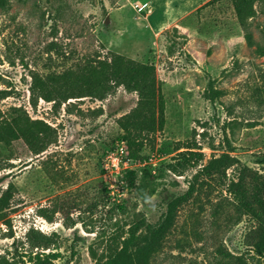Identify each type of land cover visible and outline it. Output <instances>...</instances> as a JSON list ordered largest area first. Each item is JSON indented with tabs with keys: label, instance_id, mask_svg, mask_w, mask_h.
I'll list each match as a JSON object with an SVG mask.
<instances>
[{
	"label": "rangeland",
	"instance_id": "374dc122",
	"mask_svg": "<svg viewBox=\"0 0 264 264\" xmlns=\"http://www.w3.org/2000/svg\"><path fill=\"white\" fill-rule=\"evenodd\" d=\"M211 1L11 0L0 12V122L23 110L54 130L41 156L21 141L0 149V197L10 183L16 188L0 215V257L31 264L37 253H56L54 264H95L91 249L105 257L125 226L155 225L174 203L169 228L141 264H260L253 251L264 242L256 206L264 200V0L246 28L233 0ZM114 54L154 64L165 105L163 131L144 134L148 176L115 206L102 186V160L124 137L119 122L138 95L111 83L100 97L57 108L42 99L35 106L31 94L34 75L78 73L110 64ZM186 147L203 156L198 164H182ZM227 158L234 167L226 168ZM232 183L252 211L239 208Z\"/></svg>",
	"mask_w": 264,
	"mask_h": 264
},
{
	"label": "trees",
	"instance_id": "16d2710c",
	"mask_svg": "<svg viewBox=\"0 0 264 264\" xmlns=\"http://www.w3.org/2000/svg\"><path fill=\"white\" fill-rule=\"evenodd\" d=\"M215 0L208 4H211ZM11 0H0V12L6 11L10 6ZM256 0H233V7L239 23L246 28L247 20L254 17V4ZM250 47L255 45L251 34L245 36ZM264 56V53H262ZM31 87L32 99H42L47 103H54L59 108L70 99L81 98L83 96H101L110 89L111 83L115 86H124L129 91L138 95V102L135 109L123 117L119 126L125 133L121 140L127 143L129 156L137 162L143 163L140 153L144 147V138L147 135L154 134L157 131H163L165 126V105L161 92V87L156 79V69L154 64H141L120 55L114 54L111 63H102L99 67L88 66L78 73H67L61 77H53L48 80H42L34 75ZM60 85V86H59ZM147 134V135H144ZM54 130L43 121L31 120L23 110H17L14 117L0 122V149L10 148L15 141H21L34 156H41L48 148L54 144ZM183 147H177L176 151ZM186 151L180 153L182 164L190 166L193 159L197 164L202 160L200 153L193 152L196 148L186 147ZM224 158L210 161V163L201 169L199 173L207 172L214 164L221 163ZM237 163L236 159L227 158L226 168L230 169ZM264 165V156L261 161ZM193 166V165H191ZM190 166V167H191ZM146 167L141 169V177L146 179L148 176ZM139 175L131 171L127 175V181L130 188L135 187V182ZM2 179H0L1 181ZM108 199V191L102 183ZM233 189L230 193L234 196L240 209L246 212L252 211V207L247 202L244 195L238 193V185L232 183ZM16 188L10 183L7 189L0 197V215L9 208L10 202L14 196ZM153 193V192H152ZM256 206L264 215V200L257 199ZM174 203H171L168 212L157 224H147L145 221H138L135 224L128 225L126 237L121 235L107 245L104 256H98L91 249V256L95 264H141L145 254L152 253L158 246L161 236L170 226V220L173 217ZM122 209V206H119ZM57 211H54V214ZM44 216L47 211L43 210ZM64 225L71 228V224L66 222ZM43 246L48 249L50 244L46 237ZM33 249L39 247L33 245ZM255 255L259 258L260 264H264V242L255 245ZM60 258L56 253H37L30 257L31 264H54ZM238 264H248L244 259H237ZM0 264H14L6 257H0Z\"/></svg>",
	"mask_w": 264,
	"mask_h": 264
},
{
	"label": "built area",
	"instance_id": "2783aa9c",
	"mask_svg": "<svg viewBox=\"0 0 264 264\" xmlns=\"http://www.w3.org/2000/svg\"><path fill=\"white\" fill-rule=\"evenodd\" d=\"M145 8H142L144 10ZM148 164L137 162L130 158L127 143L117 141L112 149L107 152L102 160V179L108 191V201L115 206L120 203L125 189L128 187L127 175L135 171L141 175V169ZM154 173V172H153ZM34 230H42L40 223L34 224Z\"/></svg>",
	"mask_w": 264,
	"mask_h": 264
},
{
	"label": "water",
	"instance_id": "95a60500",
	"mask_svg": "<svg viewBox=\"0 0 264 264\" xmlns=\"http://www.w3.org/2000/svg\"><path fill=\"white\" fill-rule=\"evenodd\" d=\"M109 24V17H107L106 21H105V25Z\"/></svg>",
	"mask_w": 264,
	"mask_h": 264
}]
</instances>
